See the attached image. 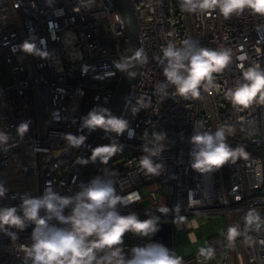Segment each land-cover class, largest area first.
<instances>
[{
  "label": "built area",
  "instance_id": "obj_1",
  "mask_svg": "<svg viewBox=\"0 0 264 264\" xmlns=\"http://www.w3.org/2000/svg\"><path fill=\"white\" fill-rule=\"evenodd\" d=\"M130 1L140 49L148 57L139 64L119 116L128 120L133 137L129 130L113 133L109 144L115 139L124 145L123 152L101 162L94 178L112 179L119 195L138 194L136 202L118 205L121 215L136 213L140 220L155 215L176 230L192 226L186 222L192 219L221 216V235L200 241L205 249H213V264H264V105L254 103L241 111L224 95L253 63L264 68V17L248 9L229 19L219 9L189 13L179 0ZM189 38L202 47L231 49L232 61L213 74L218 89L201 88L199 99L185 100L173 97L175 89L170 87L169 96L161 100L154 89L165 78L155 57L162 56L168 42L181 46ZM26 40L48 55L22 52L19 46ZM127 54L125 23L113 0H0V65L6 71L0 73V130L12 137L9 151H0V183L8 189L0 207H18L25 193L42 196L48 184L69 195L84 165L78 159H87L100 130L82 129V118L93 108L109 109L123 74L115 63ZM4 79L10 82L3 85ZM140 98H150L151 106L133 115L131 107ZM22 121H28L29 128L21 138L16 127ZM197 121L205 131L231 127L227 143L244 146L248 158L208 173L192 169L190 138ZM154 132L166 133L165 150L154 158L165 166L159 176L145 175L139 165L143 146ZM66 134L87 139L80 148H71ZM161 207L168 211L159 212ZM252 209L260 215L259 229L245 222ZM230 226H238L241 233L232 246L227 239ZM34 227L9 228L18 237L15 241L0 232V264H24L18 246L31 245ZM148 243V237L128 232L121 247L130 257L133 247Z\"/></svg>",
  "mask_w": 264,
  "mask_h": 264
},
{
  "label": "clouds",
  "instance_id": "obj_2",
  "mask_svg": "<svg viewBox=\"0 0 264 264\" xmlns=\"http://www.w3.org/2000/svg\"><path fill=\"white\" fill-rule=\"evenodd\" d=\"M183 11L195 13L197 11L219 9L220 14L229 19L233 14H240L245 9L252 14L264 17V0H179ZM20 49L22 52L38 57H46L47 52L41 51L35 44L24 41ZM162 56L155 57L162 66L164 81L159 82L154 91L161 100L169 96L168 89L174 87L173 97L185 100L199 99L201 88L204 90L218 89L214 73H221L232 61V51L228 48L214 50L202 47L197 40L184 39L181 46L168 42L161 48ZM245 57L241 56L240 60ZM148 61L144 49L135 50L131 59H124L115 63V68L127 72L129 78H135L134 71H128L136 64ZM243 68V65H240ZM234 109L245 110L254 103L264 105V68L259 63H253L242 72V81L234 88L225 92ZM151 106L150 98H140L131 107L133 115L141 109ZM29 122L22 121L16 127V133L21 138L28 131ZM82 129L89 132L102 129L105 133H115L117 136L129 130L128 120L117 117L108 108H93L82 118ZM233 129L226 125L217 127L215 132L202 130L201 122L194 124V134L190 138L192 150L191 167L199 173H208L222 167L229 162L235 163L237 158H248L244 146L232 148L227 143V136ZM129 138L133 133L128 131ZM147 135V133H145ZM11 134L0 130V151H9ZM63 138L69 147L80 148L85 144V135L66 134ZM166 133L154 132L150 141L143 146L145 153L139 159L141 171L145 175L159 176L164 164L156 163L165 150ZM124 145L115 139L109 145L97 146L92 149L91 161L97 158L106 163L117 152H123ZM87 164V159H78ZM80 191L75 195H60L50 184L45 188L42 196L33 197L23 194L18 207H0V232H6L13 241L18 237L9 228L24 230L29 224H34L31 234L32 243L19 245V251L24 253V264H182V257L176 256L160 243H148L131 249L130 257H126L121 245L126 233L131 232L141 237H150L159 230V217L152 215L148 219L140 220L136 213L121 215L119 206H128L139 199L138 194L119 195L115 182L110 178L97 176L87 185L81 184ZM8 189L0 183V198H4ZM15 198V197H13ZM71 207L68 215L66 208ZM43 210L44 215H41ZM161 213L168 209L161 207ZM19 213V214H18ZM55 219L63 227L52 224ZM247 225L255 224L260 227V215L255 210L245 214ZM8 226V227H6ZM241 235L238 226H230L227 231L229 246ZM103 251V255L100 252ZM199 255L211 259V247L199 250Z\"/></svg>",
  "mask_w": 264,
  "mask_h": 264
},
{
  "label": "water",
  "instance_id": "obj_3",
  "mask_svg": "<svg viewBox=\"0 0 264 264\" xmlns=\"http://www.w3.org/2000/svg\"><path fill=\"white\" fill-rule=\"evenodd\" d=\"M115 6L119 10L122 15V18L125 23L126 29V39H127V59H131L135 50L140 49V42L138 38V27L136 22L135 13L132 7V3L130 0H113ZM139 64H136L135 67H130L128 71H134L136 73L135 78H129L127 72H123L121 80L116 88L115 95L109 107L111 113L117 117L120 116L121 110L129 93L131 85L135 82L137 74H138ZM113 136V133H105L104 130L100 129L97 133L93 146L87 156V160L89 161L87 164H84L81 172L71 190L69 195H75L79 192L80 185L91 182L94 178L95 173L98 169L101 161L99 158L95 162L91 161L90 157L92 155V149L97 146L109 145V142ZM71 211V207L66 208L64 210V214ZM53 224L58 227H62V225L54 219ZM149 243H160L168 248L170 251H173V234H172V224L170 221H162L159 222V230L148 237Z\"/></svg>",
  "mask_w": 264,
  "mask_h": 264
},
{
  "label": "rangeland",
  "instance_id": "obj_4",
  "mask_svg": "<svg viewBox=\"0 0 264 264\" xmlns=\"http://www.w3.org/2000/svg\"><path fill=\"white\" fill-rule=\"evenodd\" d=\"M0 73L2 75L6 74V71L3 65H0ZM10 82V80L4 79L2 80V84L6 85ZM147 201H143L141 206H145ZM163 219H159L161 222ZM198 221V229H193L195 233V237L197 241H201L202 239L209 238L211 236H218L222 232V227L224 225V221L220 216H207L197 218ZM173 234V252L176 256L182 257V262L184 264H213L216 255H213L211 259H205L204 257H200L199 251L195 253L189 252V248L191 243L188 242L187 232L186 230H182L176 232L172 225ZM216 234V235H215ZM200 250V249H199Z\"/></svg>",
  "mask_w": 264,
  "mask_h": 264
},
{
  "label": "crops",
  "instance_id": "obj_5",
  "mask_svg": "<svg viewBox=\"0 0 264 264\" xmlns=\"http://www.w3.org/2000/svg\"><path fill=\"white\" fill-rule=\"evenodd\" d=\"M220 218H222V217L220 216ZM222 220H223V218H222ZM223 221H224V220H223ZM186 222H187V224L192 225V226H190V227H188V228L182 229V230H186V232H187L188 242L191 243L190 247H188L189 250H190L189 252H191V253L198 252L199 249L204 248V247L202 246V244H201L200 241H197V242H193V241H192V239L196 238L193 229H196V230L198 229V227L195 228V227H193V226H195V225L198 226V225H199V224H198V221H197V219H192V220H190V221H186ZM223 223H224V222H223ZM173 227H174V226H173ZM174 229H175V227H174ZM182 230H176V229H175L176 232H179V231H182ZM172 231H173V230H172ZM221 233H222V232H221ZM215 235H216V234H215ZM220 235H221V234H220Z\"/></svg>",
  "mask_w": 264,
  "mask_h": 264
},
{
  "label": "trees",
  "instance_id": "obj_6",
  "mask_svg": "<svg viewBox=\"0 0 264 264\" xmlns=\"http://www.w3.org/2000/svg\"><path fill=\"white\" fill-rule=\"evenodd\" d=\"M175 230V229H174ZM172 234H174V231H172ZM173 241H174V239H173Z\"/></svg>",
  "mask_w": 264,
  "mask_h": 264
},
{
  "label": "flooded vegetation",
  "instance_id": "obj_7",
  "mask_svg": "<svg viewBox=\"0 0 264 264\" xmlns=\"http://www.w3.org/2000/svg\"><path fill=\"white\" fill-rule=\"evenodd\" d=\"M182 264H184V263L182 262Z\"/></svg>",
  "mask_w": 264,
  "mask_h": 264
}]
</instances>
